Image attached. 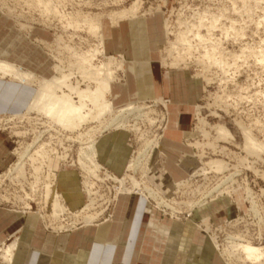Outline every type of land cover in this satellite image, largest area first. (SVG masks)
<instances>
[{"label":"rangeland","instance_id":"1","mask_svg":"<svg viewBox=\"0 0 264 264\" xmlns=\"http://www.w3.org/2000/svg\"><path fill=\"white\" fill-rule=\"evenodd\" d=\"M18 1L0 0V15L5 18L10 26L19 31L22 35L34 38L37 46L36 49L42 53H44V51L47 52L51 58L52 66L55 64L54 58L57 57V54L60 56L63 55L61 56L63 58L61 61H64V65H68L74 60L65 50L59 54L57 48L58 37L62 36V42L64 44H69L71 47H75L81 52L94 48L95 44L96 46L99 45L100 42H97L99 40L95 37L93 38L86 30V25H84L82 21L83 17L80 18V27L77 30L73 28L75 18L79 19V17H77L78 14L89 16L92 19L99 18L102 23L101 31L107 42L106 35H108V30L111 27L119 26L121 22H123L121 21L118 25L113 24V13H119L124 9H128L134 2L140 1L142 9L138 14V18L130 21L137 24L143 23L149 18L153 30L156 28V24H158L160 26L159 32H161V35H163L162 38H164L160 49L156 50V58L161 66L165 69H172L174 71L181 70V72L185 73L186 78L190 79V83L193 80L194 86H198L196 97H194L195 106L191 114V129L184 130V138L181 132H179V138L185 145L189 146L188 148L192 151L193 156L189 159H182V166H185L189 170V174L184 178L174 179L169 170L162 166L161 161L163 154L160 148L162 146V140L166 138V133L172 129L176 118L172 116L170 106L169 109H166V103L161 99L163 96H156L154 98L133 97L121 105L114 102L115 108L119 109L125 107L131 102L141 103L145 101L146 105L156 109V114L158 115L156 121L153 124H150V122L148 124L147 121H139L137 125L141 127V131L138 132L132 127L136 119L130 117L128 124L125 125L128 129L115 127L109 131H122L128 134L127 145L130 148V157L127 164L132 159H137L136 157L140 156L139 152L145 147L142 145L144 138L150 140L158 139L159 147L155 148L153 151L151 148H146V150L148 149L147 155L142 157L141 160L147 164L145 163V165L142 163L136 172L126 171V164L122 174L117 175H122V177L124 175L125 177L128 172L133 173L140 181L142 180L141 182L145 180V184L143 183L144 185L148 184V187L151 189L153 188L154 191L156 190L157 194L154 197L146 195L147 193H145L147 197L143 196L150 207V211H148L146 204V210L149 213L153 211L161 212L164 218L167 217L173 220V225L171 227L164 226L163 228L165 232L170 230V235L167 236V234H163L169 237L171 241L175 239L176 235L180 232H183L184 235L185 224L183 221L185 222L186 220L189 224L196 227V231H201L203 235L206 236L204 244H192V252L195 251V255L200 253L202 247L204 254L202 257H206V262L204 264H215L217 257L219 258L220 264H243L244 262L239 259V254H241L239 250L236 251V253L233 252L234 254L232 253V250L235 248L233 242L245 243V241L248 240L255 246L264 247V155L259 159L246 153V150L243 149L244 137L237 125V122L245 123L246 126L252 128L257 139L264 141V59H262L264 55V0H45L47 5L51 8H56L60 13L66 14L64 20L58 21L56 17L55 19L52 17L53 19H47L49 22L46 20V22L43 21L46 19V16L40 11L43 9L42 6H26L27 4L24 1ZM8 6L10 8L14 7L13 14L8 13ZM38 8H40V10ZM20 13L22 14L20 15ZM51 21L52 25L50 24ZM21 24H27L30 28H21ZM167 29L169 32H167ZM197 32L202 34L203 38L205 37L204 40L206 39L207 42H202L201 39L198 40L199 38L196 37ZM179 33L180 36L186 35L187 37L189 36V39L191 38L190 40L194 43V49L192 53L185 56L187 57V65L182 64L173 66L172 61L174 57L177 56V52L174 54L170 53L171 42L173 43V41H176ZM212 39L213 41H217V43L219 42L218 47L221 46L219 49H222V53H225L223 56H225L224 58L227 57V61H229V67L226 68L228 71H221V69L215 65H211V67L208 66V59L206 60L207 57L203 53H206L207 49L209 50L212 48ZM105 52L107 55L110 54L118 58H122V55H124L121 53H109L107 43ZM210 53H212L210 55L211 57L213 55V58L219 57V53L213 54L212 49ZM44 54L42 55L44 56ZM189 56L190 59H188ZM200 58L204 59V65L199 61ZM104 59L103 56L98 57V61ZM124 59L126 58L124 57ZM232 60H235L236 63ZM127 62L128 60L126 59L125 63L127 64ZM126 64L125 72H121V76L119 75L120 81H118V84L124 80L123 77L127 73ZM205 66L209 68L207 69ZM24 68L31 69L27 67ZM31 70L34 71V69ZM130 70L135 75V65H131ZM35 71L37 72V70ZM221 72H224L225 76ZM38 74L42 73L38 72ZM77 79L78 82L80 81L81 87L85 88L87 82L83 81L80 77ZM191 85L192 83L190 86ZM3 86L4 83L0 82V88ZM5 87L10 90H18L17 87L11 89L12 86L10 87L9 85ZM24 88H26V86ZM113 94L114 96L116 95L114 91ZM30 95L31 93H28L27 96H24L25 100L20 96V101L15 103L11 102L7 96L0 97V105L2 107V111H0V133L7 136L12 143V157L10 163L0 172V180L2 181L0 182V207L14 214L17 219H24L28 216H32V222L29 224L31 227L30 230L38 226L39 223H41L43 228L49 233L69 232L81 225L90 227L104 220L107 221L109 225L113 220L112 208L115 204H108V209H105L104 214L94 221L92 225H86L81 219L76 221L73 219V216L68 219L66 214H61L56 220L52 212L53 205L51 204V200L49 199L46 202L45 189L47 190V188L44 187V184L33 187V192L30 186L27 185V187H23L24 189H22L10 179V170L20 161L21 153L27 151L28 148L31 152L36 149L35 147L44 143L48 149L52 150L54 148L53 150L59 153V155L63 153L70 154V163L66 166H61L63 175L59 189H62L64 192L66 190L69 191L72 180L69 181L70 176L66 178L65 175L66 172H74L75 180H73V184L75 187L73 186L74 188H72H77L74 195L78 197L76 203L75 200H73L63 205L66 206L67 210L70 209L72 213L76 211L77 214H80L79 212L82 211V213H84L85 205L91 202L90 197L87 196L82 185L85 179V173L78 165V155L80 147L82 146L81 143L84 140L81 141V139H77L76 136L80 133L85 134L89 128L97 127L98 123L85 124L78 133L77 131L70 132L69 130H64L62 126L50 123L46 118L43 119L37 114L25 115V110L21 107L24 104L23 102L27 101L26 98ZM152 115L155 116L154 114ZM170 119H172L171 122ZM200 119H205V121L208 122L205 129L208 132L210 131L209 136L201 132L202 127L200 126L202 125H200ZM220 123L225 124L229 128L234 135L233 138L228 140H216L215 136H217V134L212 127ZM185 132H188L187 134L191 133V135L189 134V136L186 137ZM161 135L164 136V138H158ZM73 139H77V142H74ZM208 141L215 142L217 147L214 149L217 150L213 149V151L209 146L206 147L205 144ZM196 142H200L201 144L204 142L206 143L203 146H197ZM29 144L33 145L31 146ZM213 158L227 162L229 168L220 172L206 166V162ZM104 167L100 172L103 178L106 179L104 172L112 176L115 174L106 166ZM141 168H143V170ZM203 169L205 170L203 171ZM43 171L44 178L49 171L47 168H44ZM29 179V183H32L34 180L31 174L29 175ZM181 180H185V182H183L180 187L174 184L175 181L179 182ZM42 181H44V179H42ZM93 181L97 184V186H95L96 189L94 188V192L99 193L91 197H95L94 207H96L97 210H101V207H105L107 204V198L109 196L113 197L112 193L118 189L120 184L108 178L102 183L96 179ZM126 181L129 193L133 191V194L135 191L134 187L131 186L127 178ZM76 185L78 186L76 187ZM16 196H19L20 200H17ZM121 196L126 195L121 194L120 197ZM5 197L7 200L4 199ZM223 197L230 198L232 203L238 202L232 218H226L220 222L211 220L210 215L200 218L197 222L191 219V213L194 210L209 208V205H207L202 209H198V207L194 209L196 204L205 200L210 204ZM96 203L100 206L97 207ZM90 212H95V210L93 211L91 208ZM86 213H89V210H87ZM75 221L76 224H72ZM52 223H54L56 227L61 224L66 227L64 230H56ZM149 224L152 227H156L161 232V228H158L154 220H151ZM108 225L105 226V228L108 227ZM30 234L31 231L26 237H22V233H19L15 235L16 237L13 236L8 241L4 240V242L10 243L13 239L20 237L21 243L23 240H28ZM181 241H177L176 244L170 245V248H168L165 253L162 264H175L174 261L177 251L181 249ZM4 242H1V244ZM211 246L214 250H211ZM15 250L14 254L17 253ZM186 250L189 252L188 249ZM228 250L231 253H229ZM206 255H210V257ZM1 260L0 258V264H4ZM201 262L200 260L199 264ZM250 263L253 264L250 261L244 264Z\"/></svg>","mask_w":264,"mask_h":264},{"label":"crops","instance_id":"2","mask_svg":"<svg viewBox=\"0 0 264 264\" xmlns=\"http://www.w3.org/2000/svg\"><path fill=\"white\" fill-rule=\"evenodd\" d=\"M159 31L158 24L154 30L152 29L149 18L137 24L125 20L119 26L108 30L107 48L109 53L124 54L123 56L128 60L124 80L116 84L114 88L115 94H118L116 100L118 104H124L127 100L138 96L143 98L163 96L161 99L166 103V109L170 106L172 116H175L177 122L175 121L172 129L166 133V138L162 137L164 139L160 148L163 154L161 163L174 179H179L189 174V170L182 166V159L193 156L189 146L179 138V132L183 136L184 130L191 129V114L195 106L194 97H196L198 86H194L193 80L190 86V79L186 78L184 72L165 69L161 66L156 58V50L160 49L164 38ZM33 39L15 30L0 15V58L30 67L45 76H51L53 74L51 58L44 50L45 54L36 49V42ZM131 65H135V75L130 70ZM0 82L4 83V86L0 88V97L7 96L13 103L20 101V96L25 100L24 96L31 93L21 108L27 106L33 94L32 89L27 86L24 88L25 86L20 83L10 80H0ZM6 85L12 86L11 89L17 87L18 90H10L5 87ZM1 109L0 105V111ZM127 139V133L107 131L100 136L96 144L100 164L115 173L114 176L122 177L117 174H122L130 157ZM11 150L12 143L7 136L0 133V172L10 163ZM62 175L61 169L59 185ZM69 176V181L72 180L69 191L59 190L66 203L73 200L76 203L78 196L74 193L77 188L73 189L75 173L66 172L65 177ZM146 204L142 196L135 194L121 196L112 208L113 220L109 225L104 220L90 227L81 225L63 233H49L41 223L30 230L32 216L17 219L14 214L0 207V244L19 233H22V237H26L31 231L29 239L23 240L16 248L17 253L14 254L12 264H162L170 245L182 239L181 249L177 251L174 263L199 264L201 260L200 264H204L206 257H202L204 256L202 247L200 253L196 255L195 251L192 252V247L195 244H204L206 236L201 231H196V227L186 220L183 221L184 235L180 232L171 241L164 235H170V230L165 232L163 228L171 227L173 220L164 218L158 211L149 213L150 207L147 204V211ZM207 205H209L208 209L194 210L191 213V219L194 222L208 215L215 222L232 218L238 202L232 203L230 198L223 197L198 209L205 208ZM151 220L157 223L162 233L156 227L150 226ZM107 225L108 227L105 228ZM210 248L214 250L212 246ZM206 256L210 257V255ZM215 264H220L218 257Z\"/></svg>","mask_w":264,"mask_h":264},{"label":"bare ground","instance_id":"3","mask_svg":"<svg viewBox=\"0 0 264 264\" xmlns=\"http://www.w3.org/2000/svg\"><path fill=\"white\" fill-rule=\"evenodd\" d=\"M19 1L20 2L24 1L27 5L23 4L24 2L22 4L26 6L28 5H31L33 7L42 6L43 9L41 10L40 8L38 9L42 11L41 13L46 16V19L43 20L44 22H46L47 19L50 20L52 17H54V19L56 17L58 21L64 20V18H66L65 13H60L58 9L51 8L49 5H47L45 0H19ZM4 2L7 3L6 1ZM141 9H142L141 2L136 1L128 9H124L120 11L119 13H113L112 17L114 21L112 23L115 25H118L121 21H125V20L130 21V20L137 19L138 14L141 11ZM7 11L8 13L13 14L14 7L13 8L9 7ZM21 14L22 13H20V15ZM77 17H79V19L75 18L74 20L75 23H74L73 28L77 30L80 27V18L83 17L82 21L84 25H86V30L88 31L90 35L93 36V38L95 37L96 39L99 40L97 41L98 43L100 42L99 45L96 46L95 44L94 48H91L85 52L83 51L81 52L77 50V48L71 47L69 44L68 45L64 44L62 42L63 40L62 36L58 37L57 39L58 45L57 44L56 45L58 46L57 48L59 50V54L65 50L67 53H69L68 55H70L71 58L74 59V60L72 59L74 63L72 61V63L68 62L69 63L68 65H64L65 64L64 61H61L63 59L61 56L63 55L60 56L57 54L56 58L58 59L54 58L55 64L52 66L53 74L51 76H45L42 74H38L37 72L31 69L23 68L21 65H18L16 63L0 58V80L7 79V80H10L11 82L12 81L18 82L21 85L27 86L33 90V94L29 100V103L24 108L25 115L37 114L41 116V118L43 119L46 118L47 121L50 123L62 126L64 130H69L70 132L77 131L78 133L83 125L94 123V122L98 123L97 127L89 128L85 134L80 133L78 136H76L77 139H81V141L84 140L81 143L82 146L80 147V152L78 155L79 156L78 165L80 166L81 170L85 173V179L83 180L82 185L84 187L85 192L87 193V196L90 197L91 199V202L85 205L84 213H82L83 212L82 211V212H79L80 214H77L76 211L72 213L70 209L67 210L66 206L63 205V204H66L65 199L62 195V192L59 190V176L61 174V169H62L61 166L62 165L66 166L68 163H70V160H69L70 154L63 153L62 155L61 154L59 155V153L53 150L54 148L52 150L48 149V147H46V144L43 143V144H40L38 147H35L36 149L31 152L29 151V148H28L27 151L21 153L20 161L11 168L10 173H9L10 179L16 185L20 186V188L22 189H24L23 187H27L28 185L32 188V191L34 192L33 187H37L38 185L40 186V184L45 185L44 187L47 188V190L45 189V194H46L45 199H47L46 202L49 199L51 200V204L53 205L52 212L55 217L54 219L57 220L61 214H64V215L66 214L68 216V219L69 217L73 216L74 217L73 219L76 221H78V219H81L83 220L84 223H86V225H92L94 221H96L100 216H102V214H104V210L108 209V206H107L108 204L109 205L115 204L117 200L120 198L121 194L123 195L132 194L133 191L129 193V189L127 188L126 178L129 180L128 182L131 183V186L134 187L135 191L133 194L142 196V197L146 195L150 197L156 196L157 194L156 190L154 191L153 188L151 189L150 187H148V184L144 185L145 180L144 182H141L142 180L140 181L139 178H137L133 173H129V172H136L138 168H140L141 164L144 163L142 162L141 158L147 155L146 153L148 149L146 150V148H151L153 151L155 148L159 147L158 139L150 140L148 138L147 139L144 138L142 145L143 147L144 146L145 147L141 152H139L140 156L136 157L137 159H132L129 162L127 166V171L129 172L126 174L125 177L124 176L118 177L114 175L112 176L108 174L107 172H104L106 179L107 178L111 179L113 182H118L120 184L118 189H116L114 193H112L113 197L109 196L107 198L108 200L107 204L106 205L103 204L105 205V207H101L102 208V209L100 208L101 210H97V208L94 207L95 197L92 198L93 195L95 196V195H98L99 193V192H94V188L95 186H97V184L93 180L96 179L97 181L101 183L106 180L100 175V172L103 167L98 160L97 150H96V144L100 136L115 127L116 128L121 127L122 129H128L127 126L125 125L128 124L130 117H134V119H136L134 120L135 121L134 125H132L133 129L140 132L141 127H138L137 125L139 121H142V122L147 121L148 124L149 122L150 124H153L156 121L158 115L156 114V109H153L152 106L146 105L145 101L141 103L140 102H136V103L128 102L129 104L126 105L125 107H122L119 109L115 108L114 102H116V100L118 99V95L114 96L113 91H114L115 85L119 83L118 81H120V78H119L120 73L125 72L126 59H124L123 55H122V58L121 57L118 58L113 55L106 54L105 49H106L107 42L105 41L104 36L102 34V31H101L102 23L99 18L92 19L89 16H82L81 14H78ZM51 23L52 21L50 22V24ZM20 27L30 28L29 26H27V24L26 25L21 24ZM165 30H166V27H165ZM167 32H169L168 29H167ZM179 36H180V33H179ZM179 36L175 42L173 41V43L169 40L171 42L170 53L174 54L177 52L176 54L177 56L174 57V60L172 61L173 66H179L182 64L187 65V61H186L187 57L185 56H188L190 53H192L194 49V46H193L194 43H192V41L190 40L191 38L189 39V36L188 37L186 35L180 36V37ZM196 37L199 38V39L197 38L198 40L201 39L202 42L204 41L207 42L206 39L204 40L205 37L203 38L202 34L198 32L196 34ZM218 43L217 41H213V43H211V47H212L211 49L213 51V54L219 53L220 54V55L218 54L219 57L214 56L215 58H213V55L211 57L210 55L212 54L210 53L211 49H209L210 51L207 49L206 53H203V54H205V56L207 57V58L205 57L206 60L208 59L207 60L208 66L210 67L211 65L218 66L221 69V71L225 72L226 68L229 67V63H228L229 61H227V57L224 58L225 56L223 55L225 53L224 52L222 53V49L221 50L219 49L221 46L218 47L219 46ZM100 56H103V58L105 59L98 61V57ZM190 56L188 59H190ZM203 58H200V60L198 59L201 62V64L204 63ZM262 59H264V55ZM199 61H196V62H199ZM233 62L236 63L235 60ZM226 71H228V69ZM224 72H221V73H223V75L225 76ZM78 77H80L83 81L87 82L85 88L81 87L79 83L80 81L78 82V79H77ZM152 114H154L155 116H153ZM161 121H162V118H161ZM200 121H201L200 125H202L200 126L202 127L201 132H203L204 135L209 136L210 131L208 132L205 129L208 122H206L205 119H200ZM237 125H238L239 130L242 133V136L244 137L243 149L246 150V153H248V155L250 156H255L256 158H259V159L262 158V156L264 155V141H260L259 139H257L252 128H250L249 126H246L245 123L237 122ZM212 128L217 134V136H215L216 140H228L234 137V135L231 133V131L225 124L220 123V124L215 125ZM187 133L185 132L186 137H188L189 134L191 135V133L189 134ZM162 135L159 136L158 138H162L163 137ZM77 139H73V141L75 142ZM205 143L206 142L201 144L200 142H196V145L203 146ZM205 146L206 147L209 146L210 148H212V150L217 147L215 145V142L213 141L211 142L208 141L205 144ZM214 150H217V149H214ZM208 161L206 162V166H209L211 169H215L216 171L223 172L229 168L228 167L229 165L227 164V162L221 159L213 158ZM44 168H47L49 172L47 173L48 176L46 175V177L43 178ZM141 169L143 170V168ZM204 170L205 169H203V171ZM30 174L34 179L32 183H29ZM42 179H44V181H42ZM0 182L2 181L0 180ZM183 182H185V180L183 181L181 180L179 182L175 181L174 183L178 187H180L183 184ZM145 193L147 194L145 195ZM16 198L17 200H20L19 196H16ZM4 199L7 200L6 197ZM206 204H208L207 200L196 204L194 209H196L197 207L205 206ZM96 205L97 207L100 206V205L98 206V203H96ZM91 208L93 209V211L95 210V212L91 213L90 212ZM87 210H89V213H86ZM76 221L73 222L72 224H76ZM52 225L54 226V223H52ZM65 227L63 226V224L58 225V227L54 226L56 230H64ZM20 241H21L20 237H17L13 239V241L10 243L4 242L0 244V258L2 259L1 261H3L4 264L13 263L14 250L19 246ZM233 243L235 247L234 250L235 249L236 250L235 251L232 250V253L233 252L236 253V251L239 250L241 254H239L240 257L239 256L238 257L240 260H242V262L245 263L247 261H250L253 264H264V247L255 246L252 242H249L248 240L245 241V243H240V242H233ZM232 249H233V245H232ZM229 253L231 252L229 251Z\"/></svg>","mask_w":264,"mask_h":264}]
</instances>
